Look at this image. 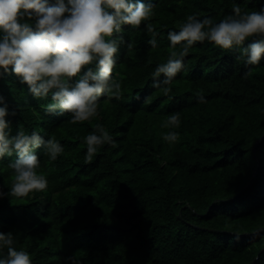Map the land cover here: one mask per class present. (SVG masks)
Listing matches in <instances>:
<instances>
[{"label":"trees","instance_id":"1","mask_svg":"<svg viewBox=\"0 0 264 264\" xmlns=\"http://www.w3.org/2000/svg\"><path fill=\"white\" fill-rule=\"evenodd\" d=\"M153 2L148 22L158 46L147 43L143 22L123 26L113 70L122 98L102 95L89 121L46 112L50 100L0 75V96L15 113L7 118L12 134L19 125L65 147L55 161L37 150L44 191L0 198V232H13L32 264H264V59L246 67L237 52L197 42L168 96L151 79L168 57V31L188 15L219 22L233 3L258 11L264 0ZM197 92L206 103H197ZM173 113L180 136L169 144L160 125ZM97 124L115 143L86 161L84 137ZM14 159L0 161V191L11 186Z\"/></svg>","mask_w":264,"mask_h":264},{"label":"clouds","instance_id":"2","mask_svg":"<svg viewBox=\"0 0 264 264\" xmlns=\"http://www.w3.org/2000/svg\"><path fill=\"white\" fill-rule=\"evenodd\" d=\"M156 5L153 0H0V75L13 74L28 93L43 105L46 112L69 115L76 124L98 115L102 95L108 99L122 98V82L113 76L120 47L126 43L125 25L144 29L151 34L147 43L155 49L159 35L150 19ZM170 50L165 62L151 72L152 87L163 95L172 92L171 85L186 68L185 57L197 42L235 51L245 66L258 65L264 59V6L258 11H242L233 3L231 14L219 22L211 17L188 15L178 30L167 33ZM246 41H250L245 45ZM131 47V44H128ZM247 75V73H245ZM197 103H206L202 92ZM8 104L0 96V161L9 162L11 186L0 191V198H25L48 187L41 167L38 149L55 161L65 152L59 140L45 139L37 130L30 133L17 126L11 132ZM179 113L161 122L162 139L174 144L179 140ZM85 160L104 145L115 143L102 125L84 137ZM0 264H32L30 253L17 247L13 232H0ZM70 264H76L70 258Z\"/></svg>","mask_w":264,"mask_h":264},{"label":"water","instance_id":"3","mask_svg":"<svg viewBox=\"0 0 264 264\" xmlns=\"http://www.w3.org/2000/svg\"><path fill=\"white\" fill-rule=\"evenodd\" d=\"M256 147V146H255ZM255 147H254V151H255ZM254 154H255V152H254Z\"/></svg>","mask_w":264,"mask_h":264}]
</instances>
